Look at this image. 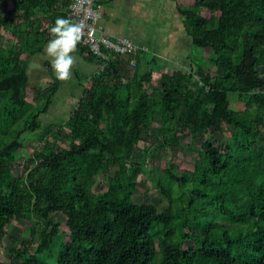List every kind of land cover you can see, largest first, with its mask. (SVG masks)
I'll list each match as a JSON object with an SVG mask.
<instances>
[{
	"label": "trees",
	"instance_id": "trees-1",
	"mask_svg": "<svg viewBox=\"0 0 264 264\" xmlns=\"http://www.w3.org/2000/svg\"><path fill=\"white\" fill-rule=\"evenodd\" d=\"M173 1L209 56L191 57L152 90L162 68L154 56L140 52L132 75L112 59L65 122V146L42 125L62 80L33 86L30 61L44 53L55 18H72V0H0V264L8 226L35 217L40 241L35 252L17 251L19 264H264V0ZM74 53L98 63L81 42ZM144 131L173 150L185 134L196 153L193 170L166 168L157 180L161 210L137 184ZM39 133L58 145H39L23 164Z\"/></svg>",
	"mask_w": 264,
	"mask_h": 264
},
{
	"label": "rangeland",
	"instance_id": "rangeland-1",
	"mask_svg": "<svg viewBox=\"0 0 264 264\" xmlns=\"http://www.w3.org/2000/svg\"><path fill=\"white\" fill-rule=\"evenodd\" d=\"M164 7V10H156L158 13L154 18L149 19L147 17L145 24L142 25L144 33L143 43L149 48L148 55L154 56L157 59V63L160 66L162 65L161 71L155 74L150 90L161 87L162 77L165 73H173L177 69L186 70L188 63L191 62L190 57L195 60L198 58L206 59L210 54V50L191 48L186 45L182 48H187L188 51L191 49L189 58L186 56L185 60L180 61L179 59L174 60L170 56H165V47L169 44L168 41L171 40L169 35H171L174 29V17L169 13L168 7L166 5ZM6 40L3 32L0 30V44L5 43ZM73 54L76 57V62L72 67V75L69 79L62 80L61 89L55 97L52 107L48 111V114L42 117L43 127L49 126L53 134H58L57 142L65 146L68 143L66 135L69 133L65 127V122L73 114L74 108L79 105L80 99L87 95L86 91L91 86L92 76L98 74L99 65L86 59L87 55ZM51 59L46 51L42 55L31 59L30 77L33 86H39L43 90L50 87L53 77H56L51 65ZM204 66L213 77L218 76L219 73L213 66L209 64H205ZM137 67H128V71L130 70L129 74L132 75ZM144 68L146 66L143 64L142 70ZM260 74L264 76V67L260 68ZM80 82H84L83 87H81ZM231 100L232 107L235 110L241 111L245 109L244 104L239 102L237 95L232 94ZM40 138L41 133L27 139L26 149L23 152V164L26 159L32 156L35 148L39 145L44 144L49 147L58 145L54 143L53 136H49L43 140H40ZM218 138L221 140V146H225L226 139L224 135L219 133ZM203 141L202 139L197 141L199 148L202 147ZM190 143L191 139L187 135L182 134L181 147L173 150L164 146L163 138L150 136L146 131L142 134V140L137 150V154L143 156L138 163V167L142 168V173L137 180V184L142 192H151L148 201L159 210L166 206V202L163 200L161 190L157 188L156 182L158 179L165 180L163 172L166 168H170L173 172L180 175V170H193L195 167L196 153L188 149ZM17 170H19V167L15 166L14 171L17 172ZM109 175H114L113 169H110ZM104 190H106V186L101 183L96 192H103ZM174 192L177 196L181 194L177 186H174ZM52 220L65 225V220L61 216L54 215L52 216ZM42 225V222L35 217L32 222H13L8 226L9 235L3 245L4 264H19L16 258L18 250L29 249L30 252H35L36 246L40 241Z\"/></svg>",
	"mask_w": 264,
	"mask_h": 264
},
{
	"label": "crops",
	"instance_id": "crops-1",
	"mask_svg": "<svg viewBox=\"0 0 264 264\" xmlns=\"http://www.w3.org/2000/svg\"><path fill=\"white\" fill-rule=\"evenodd\" d=\"M105 8L102 25L105 32L113 39L127 37L136 45L146 48L143 43L144 33L142 25L145 20L157 16L158 11L164 10V5L168 7L169 13L174 17V29L169 38L168 45L165 47V56H170L174 60H185L190 57V51L183 46L194 47L191 38L186 34L182 18L178 12V7L173 0H99ZM148 19V20H149ZM187 50V51H186ZM191 59V57H190ZM172 63V62H171Z\"/></svg>",
	"mask_w": 264,
	"mask_h": 264
},
{
	"label": "built area",
	"instance_id": "built-area-1",
	"mask_svg": "<svg viewBox=\"0 0 264 264\" xmlns=\"http://www.w3.org/2000/svg\"><path fill=\"white\" fill-rule=\"evenodd\" d=\"M69 11L74 21L84 25L81 45L98 60V73L105 70L112 59L126 60L129 68H136L137 56L147 52L131 39L111 38L102 25L105 8L99 0H72ZM95 49V50H94Z\"/></svg>",
	"mask_w": 264,
	"mask_h": 264
},
{
	"label": "clouds",
	"instance_id": "clouds-1",
	"mask_svg": "<svg viewBox=\"0 0 264 264\" xmlns=\"http://www.w3.org/2000/svg\"><path fill=\"white\" fill-rule=\"evenodd\" d=\"M49 32L51 38L46 42L45 51L52 58L55 76L60 80L69 79L76 62L73 53L84 37V25L71 17L59 15Z\"/></svg>",
	"mask_w": 264,
	"mask_h": 264
}]
</instances>
